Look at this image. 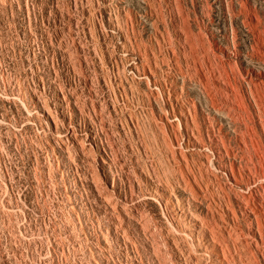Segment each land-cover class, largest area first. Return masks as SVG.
<instances>
[{
	"label": "rangeland",
	"instance_id": "374dc122",
	"mask_svg": "<svg viewBox=\"0 0 264 264\" xmlns=\"http://www.w3.org/2000/svg\"><path fill=\"white\" fill-rule=\"evenodd\" d=\"M261 205L264 0H0V264H264Z\"/></svg>",
	"mask_w": 264,
	"mask_h": 264
},
{
	"label": "bare ground",
	"instance_id": "6f19581e",
	"mask_svg": "<svg viewBox=\"0 0 264 264\" xmlns=\"http://www.w3.org/2000/svg\"><path fill=\"white\" fill-rule=\"evenodd\" d=\"M257 118L259 120L260 125L262 126V119H261V115H257ZM218 145V151L217 154L221 155L222 151H221V146L220 143H217ZM239 179L236 176H232L231 180H230V185L232 187H236L237 185H239ZM152 188H154V186H152ZM138 194L136 195L139 199H144L145 194L154 197V189L152 190H145L144 186L142 185H138L137 191ZM237 206H242V202H236ZM247 218L253 222V220H255V222L257 223V227H258V237L256 235L253 234V236L251 237L252 239V244L254 245V247L259 251L260 256H263L260 251L263 247L264 249V240L262 238V231H264V205H261L260 209L257 208L255 210L250 209L247 212ZM196 225V224H195ZM262 229V231H261ZM195 232H200L201 230V225L197 224L196 228L194 230ZM211 249H212V253H213V258L214 261L217 262V264H228V259L225 256V254L223 253L222 249L217 246L216 242L213 240V243L211 245ZM264 262V261H263Z\"/></svg>",
	"mask_w": 264,
	"mask_h": 264
}]
</instances>
